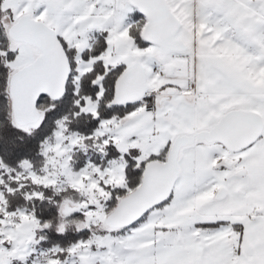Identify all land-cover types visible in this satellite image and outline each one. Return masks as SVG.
I'll return each mask as SVG.
<instances>
[{
    "label": "snow or ice",
    "instance_id": "snow-or-ice-1",
    "mask_svg": "<svg viewBox=\"0 0 264 264\" xmlns=\"http://www.w3.org/2000/svg\"><path fill=\"white\" fill-rule=\"evenodd\" d=\"M0 264H264V0H0Z\"/></svg>",
    "mask_w": 264,
    "mask_h": 264
}]
</instances>
